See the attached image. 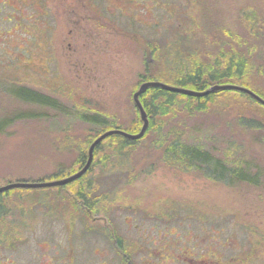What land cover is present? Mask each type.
<instances>
[{
    "label": "rangeland",
    "instance_id": "obj_1",
    "mask_svg": "<svg viewBox=\"0 0 264 264\" xmlns=\"http://www.w3.org/2000/svg\"><path fill=\"white\" fill-rule=\"evenodd\" d=\"M77 1L50 0L43 6V0H0V118L33 110L41 114L15 121L0 133V186L73 174L85 139L98 132L80 121V111L132 124L139 76L154 59L147 40L163 44L162 36L170 37L172 47L174 33L184 29L192 50L205 60L220 49H237L264 64L257 55L264 52V0H92L93 7ZM177 49L166 53L167 59L175 57L172 67L181 64ZM12 83L52 94L72 113L20 102L3 87ZM262 111L258 103L228 93L208 112L180 113L182 118L165 121L186 131L184 141L207 148L215 144L218 151L234 147L264 168V130L244 129L237 117L252 112L264 119ZM152 139L120 151L114 142H104L101 155L107 162L101 163L107 165L93 170L98 203L91 218L84 217L92 225L85 231L77 218L84 204L71 187L61 186L2 193L1 227L18 225L23 241L18 244L24 243L29 254H53L56 247L60 254L75 256L82 244L81 262L96 255L99 264H112L99 229L109 224L123 240L168 244L177 239L180 248H195L192 255L206 252L209 245L210 251H218L223 242L228 245L225 256L242 255L247 260L243 264H264V187L226 185L195 169L174 166L163 159L162 147ZM59 170L62 175H57ZM106 192L108 198H103ZM93 229L96 236L86 233ZM10 254L4 252L0 259ZM25 258L26 254L9 260ZM133 260L142 262L138 256Z\"/></svg>",
    "mask_w": 264,
    "mask_h": 264
},
{
    "label": "trees",
    "instance_id": "obj_2",
    "mask_svg": "<svg viewBox=\"0 0 264 264\" xmlns=\"http://www.w3.org/2000/svg\"><path fill=\"white\" fill-rule=\"evenodd\" d=\"M259 24L260 22L257 24V27ZM183 30L178 29L174 33L177 36H174L175 40L172 42V47L170 46V37L162 36V39H164L163 44H159L155 40H147L146 44L154 59L152 61L153 64H147L144 72L139 76V80L142 83L146 81H174L179 84V87L197 91L207 90L216 84H235L249 88L264 99V64H257L251 53L240 52L237 49L233 51H222L220 49L219 53L215 54L213 52L205 60L192 50L190 38L188 37L189 34L182 33ZM175 46L178 48L175 56L179 55L181 57V64L177 67H172V61L175 60V57L173 60L167 59L166 53L174 52ZM258 54L262 57L261 59H264V52H258ZM3 87L8 94L25 104L40 108L45 107L54 112L72 113L52 94L39 92L30 86L20 83L3 85ZM228 93H236L237 96L249 102L258 103L263 107L262 112H264L263 104L249 94L238 90H218L206 96L198 97L169 91L161 87H149L139 97L149 119V126L145 134L135 140L126 138L120 134L106 137L96 145L93 151V160L88 170L80 178L59 188L71 187L76 198L82 199L84 205L91 206L90 202L97 200L96 196H94L97 186L95 187L93 180V170L95 167L107 165L106 163H101L107 162V158L101 155L104 142H114L117 150L120 151L135 145L146 137H153L152 143L158 147H162L163 159L174 164V166L195 169L205 177L226 185L242 183L254 187H264V168L259 166L255 161L253 162V160H247L244 153L240 154V152L231 146L225 150L219 149L218 151L215 144L207 148L201 144L184 141L181 137L185 135L186 131L175 127L169 120L165 121V118H182L179 117L180 113L194 116L198 113L208 112L210 106L215 104L217 99L225 97ZM136 110V116H134L132 124L116 123L114 120L109 119L108 116L96 113L89 114L86 111H80L78 115L76 114L80 121L88 124L94 128V131L98 132L94 136H88L85 139L83 147L80 148L78 157L76 158L77 165L80 166L75 172L85 165L90 145L103 132L114 128L131 134L140 131L143 122L140 118L139 110ZM39 113L33 110V112L25 111L15 117L9 114L5 115L3 118H0V133L4 132L13 122L21 119L37 118V116L41 115ZM250 114L252 115V112ZM251 115L249 117L244 113L238 114L239 126L247 130H264V119ZM58 173L57 175L63 174L62 171ZM8 192L9 190L4 193ZM108 194V192L103 193L102 195H105L103 198H108ZM106 233L108 232L106 231ZM202 254L201 252L200 255Z\"/></svg>",
    "mask_w": 264,
    "mask_h": 264
},
{
    "label": "flooded vegetation",
    "instance_id": "obj_3",
    "mask_svg": "<svg viewBox=\"0 0 264 264\" xmlns=\"http://www.w3.org/2000/svg\"><path fill=\"white\" fill-rule=\"evenodd\" d=\"M85 1L87 2L88 6H94L92 0ZM76 3L82 4V0H78ZM47 4H50V0H43L42 5L48 6ZM158 5H160V3ZM2 193H0V197ZM96 203H98L97 200H94L90 202L91 206L83 205V207H81L78 205L77 218L81 225V230L83 226L84 231L86 228H90L92 226L91 224H88V220L91 218V214L96 208ZM109 210L110 208H108V211ZM3 213L4 211L2 208L0 215ZM11 214H13L12 217H14L15 214L13 212ZM84 217H86L88 220ZM9 224H11V226L4 229L1 227L3 223H0V237H3L0 238V255H3L4 252H8L13 254L4 255L5 257L10 256L11 258H19L20 255L26 254V258L25 260H21L19 262V260H9L10 257L6 259L4 257V259H0V264H68L67 262H69V264H99V260L96 255H87V260L81 262L83 256L79 255V253H82L85 250L82 244L77 246V254L75 256L60 254L58 253L59 250L56 247L53 248V254H29V250L25 248L24 243L18 244L20 241H22L19 240L20 238L17 235V230L20 229V227H18V225H13L14 223ZM124 224L126 226L129 225V223L126 221V218H124ZM99 229H101L100 231L105 241V249L110 251L111 254L110 255L108 252L106 257H108L112 264H133L134 256H138L139 259L142 260L141 264H157L158 260L162 264H168L170 262L171 264H179L180 262H184L186 259H190L189 261H191L187 262L186 264H199L201 262V264H243L245 261H247L241 257L242 255L225 256L223 254V250L227 249L228 246L225 244H219V247H217L218 251H210L211 246L209 245L207 246L206 252H202V255H200L201 251H197L198 255H192V251L195 248H193V246H189V248L186 249H183V247L180 248L177 239L168 244L164 242L160 243V241L155 239L153 240L145 238H142L141 240H123L114 231L112 225H103ZM29 230L31 229L28 228L27 231ZM106 231L108 233H106ZM87 232L93 233L95 236L97 235L94 229L90 231L87 230L86 233ZM21 235L24 236L23 234ZM77 241L82 242V239ZM94 248L95 246L93 247V252ZM180 250L184 253L190 252L191 254L179 256L180 254L178 253L181 252ZM96 252H99V250L96 249Z\"/></svg>",
    "mask_w": 264,
    "mask_h": 264
},
{
    "label": "water",
    "instance_id": "obj_4",
    "mask_svg": "<svg viewBox=\"0 0 264 264\" xmlns=\"http://www.w3.org/2000/svg\"><path fill=\"white\" fill-rule=\"evenodd\" d=\"M154 86L155 87H161V88H164L166 90L181 93V94H186V95H190V96H198V97L199 96H206V95L210 94L211 92L218 91V90H238V91H242V92L249 94L251 97H253L258 102H260L261 104L264 105V99L262 97L257 95L255 92H253L249 88H246L243 86H238L235 84H222V85L216 84V85L211 86L207 90L197 91V90L187 89V88L179 87V86H171V85H168L166 83L159 82V81H146V82H143L139 86L138 90L133 95L134 103H135L137 109L139 110L140 118L143 122L142 127L138 133L131 134V133H128V132H126L124 130H120V129L108 130V131L104 132L102 135H100L96 140H94V142H92V144L89 147L87 162L77 172H75L69 176H66L62 179H57V180H53V181L8 183L6 185L0 186V193L8 191V190L13 189V188H45V187L64 186V185L71 183L74 180L80 178L88 170V168L90 167L92 160H93V151H94L96 145H98L106 137L113 135V134H120L126 138L133 139V140L141 138L145 134V132L149 126V119H148L147 113L145 112L144 107H143L139 97L149 87H154Z\"/></svg>",
    "mask_w": 264,
    "mask_h": 264
}]
</instances>
